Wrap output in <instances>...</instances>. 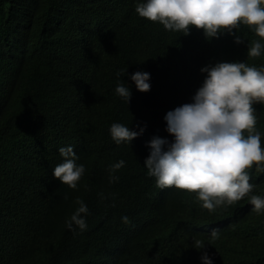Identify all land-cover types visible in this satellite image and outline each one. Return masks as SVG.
Segmentation results:
<instances>
[{"label": "trees", "instance_id": "obj_1", "mask_svg": "<svg viewBox=\"0 0 264 264\" xmlns=\"http://www.w3.org/2000/svg\"><path fill=\"white\" fill-rule=\"evenodd\" d=\"M139 2L0 0V264H203L205 253L212 264H264V210L250 203L264 199V170H248L243 199L209 211L196 193L157 187L144 164L154 137L174 142L164 117L194 102L201 69L264 68V39L244 24L241 44L227 32L166 30L138 15ZM253 41L258 57L248 56ZM136 72L149 74V91ZM253 107L264 147V104ZM114 123L143 132L118 145ZM68 146L85 168L75 189L53 176ZM78 201L84 230L68 228Z\"/></svg>", "mask_w": 264, "mask_h": 264}, {"label": "clouds", "instance_id": "obj_2", "mask_svg": "<svg viewBox=\"0 0 264 264\" xmlns=\"http://www.w3.org/2000/svg\"><path fill=\"white\" fill-rule=\"evenodd\" d=\"M262 5L264 0H142L135 11L140 17L159 22L166 30L187 35L194 27L203 30L208 38L227 32L234 35L235 43L241 44L242 39L234 31L241 24L264 39ZM261 49V43L253 41L248 56H260ZM201 71L207 77L193 97L194 102L169 111L164 117L166 130L174 136V142L169 144L165 139L154 137L144 164L148 175L156 178L157 187L196 193L203 208L213 211L225 203L238 202L253 191L249 169L255 165L258 171L264 170V147L255 128L253 107L264 104V68L244 62H223ZM131 79L139 91L150 90L148 73L136 72ZM115 91L129 102L131 93L124 83ZM142 132L143 129L137 133L119 123L110 127L111 137L118 145L130 143ZM58 151L63 162L54 168L53 176L75 189L85 171L84 165H77L71 146ZM123 166L124 161H119L112 166V171ZM115 179L118 178L111 177L110 182ZM78 203L80 207L72 215L68 228L75 224L84 230L86 222L81 214L88 210L82 201ZM250 203L257 213L264 210V199L259 196H251ZM122 219L127 222V217ZM211 235L215 238L217 233L213 231ZM204 246L200 241L195 242L196 249ZM202 260L203 264H212L207 253Z\"/></svg>", "mask_w": 264, "mask_h": 264}]
</instances>
